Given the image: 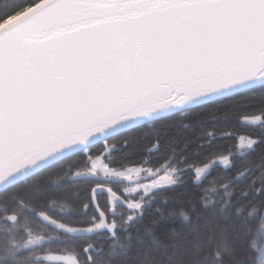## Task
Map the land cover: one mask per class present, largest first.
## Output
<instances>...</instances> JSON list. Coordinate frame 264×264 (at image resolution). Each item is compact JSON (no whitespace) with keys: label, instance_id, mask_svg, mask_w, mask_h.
<instances>
[{"label":"snow or ice","instance_id":"snow-or-ice-1","mask_svg":"<svg viewBox=\"0 0 264 264\" xmlns=\"http://www.w3.org/2000/svg\"><path fill=\"white\" fill-rule=\"evenodd\" d=\"M255 95L257 111L240 124L259 136L208 131L190 155L232 136L226 154L190 160L188 142L178 147L173 136L156 166L101 163L156 133L151 156L158 126L166 136L187 116L227 117ZM260 144L264 0H0V264H264V156L248 159ZM46 173L61 183L41 182ZM79 181L94 182L92 199L53 216L44 198ZM125 181L134 186L123 200L108 190L121 211L102 210L103 185ZM189 182L199 207L169 209L176 201L166 193Z\"/></svg>","mask_w":264,"mask_h":264},{"label":"trees","instance_id":"trees-1","mask_svg":"<svg viewBox=\"0 0 264 264\" xmlns=\"http://www.w3.org/2000/svg\"><path fill=\"white\" fill-rule=\"evenodd\" d=\"M18 2H22V0H18ZM246 103H248L249 107L243 108L238 107L234 111L231 112L229 116H225V109H221L215 113L209 114L207 112L201 113L200 116H187L182 121L178 120L175 125L167 129V135H163L164 129L161 126V140H160V151L153 153L151 156H146L145 151L147 147L151 146L156 133H149L147 137L139 139L135 145H130L127 150L118 152L114 154V158L110 157L108 160H103L105 163L111 164L113 167L120 168V167H128L131 164L139 165L143 159H150L151 166H156L164 159V152L168 143V139L176 136L178 141V147H183V145L188 142V149L187 153L189 155L190 160H201L203 159L205 152H212L213 150L217 152H221L222 154H226L224 150L228 149L230 145H234L237 143V139L233 138L232 136H228L225 139H217L214 142L213 148L206 149L200 152L199 156H192L190 155L200 141L197 137L201 133H206L208 131L215 130L217 136L221 134H226L227 130H231L236 134L238 137L239 135H250V136H259L260 130L259 128H248L242 127L240 121L243 119L244 116L251 115L257 111L259 104H260V97L258 95L251 96ZM196 121H201V123H196ZM180 124H188L190 127L185 129L180 127ZM144 145L145 148H141L140 146ZM241 149H236V152H241ZM93 152H96V149H93ZM261 156H264V144L257 145L256 151L252 152L248 159H250L253 163L259 165ZM234 164L239 166L241 164L240 160H234ZM86 169L83 166L78 167L74 171H85ZM219 169H213L212 174L215 175ZM233 172H235V168L227 173L229 177H232ZM206 175V174H203ZM61 177L57 174L53 173L52 175H48L47 173L41 177V182L47 180L48 182L52 183H61ZM193 177L185 176V181H191ZM209 183V178L204 179L203 185H207ZM125 185L130 186L129 182L125 181V184L122 185H113V184H104V194L97 197L99 206L102 210H115L116 212H120L121 209L112 204L111 200L109 199L111 193L108 191L109 188H113L117 191L118 195H121V199L123 200L122 189ZM203 185L201 187H203ZM95 186L94 182L92 181H79L78 183H74L71 185H65L60 189L55 190V194L49 197H45L44 199L47 201L48 205L55 206L56 211L52 213L53 216L58 217V213L61 209L65 213L73 212L76 209H82V204L84 202H88L92 199L91 189ZM241 185H237L239 188ZM75 191H79V197L74 198L73 193ZM166 195L175 198V203L169 204V209L175 208L177 211L180 208L188 207L189 203H195L197 207H199V198H200V190L193 186L192 183H185L183 187L176 188L173 192L166 193ZM209 199L213 198V190H208ZM235 200V197H233ZM249 201L252 203H258V200H254L252 197H249ZM247 203V201L245 202ZM158 206V200L156 203H153L151 208H149L145 213V220L144 224L149 222L148 212L153 211ZM40 210V209H38ZM144 224H139L135 228L131 229V234L135 237L137 230H142ZM257 231L259 230V224H255ZM48 235L56 237V232L47 229ZM124 233H121L123 236ZM101 245H97L100 247ZM103 247L105 250L108 248V242L104 241ZM136 243L133 239L132 247L129 252V256L131 257L136 250ZM52 250H55V246L52 247ZM63 251V249H61ZM227 261L228 258L225 257Z\"/></svg>","mask_w":264,"mask_h":264},{"label":"rangeland","instance_id":"rangeland-1","mask_svg":"<svg viewBox=\"0 0 264 264\" xmlns=\"http://www.w3.org/2000/svg\"><path fill=\"white\" fill-rule=\"evenodd\" d=\"M101 163H105L103 160L101 161ZM203 175V174H202ZM136 179H138V177L135 175V173L132 174V180L135 181ZM129 182V181H126ZM143 183H148L149 181H142ZM130 183V182H129ZM130 186H134L133 184L130 183Z\"/></svg>","mask_w":264,"mask_h":264}]
</instances>
